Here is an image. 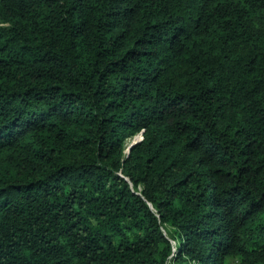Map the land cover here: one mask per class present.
<instances>
[{
  "label": "trees",
  "instance_id": "1",
  "mask_svg": "<svg viewBox=\"0 0 264 264\" xmlns=\"http://www.w3.org/2000/svg\"><path fill=\"white\" fill-rule=\"evenodd\" d=\"M231 261L264 264V0H0V264Z\"/></svg>",
  "mask_w": 264,
  "mask_h": 264
},
{
  "label": "rangeland",
  "instance_id": "2",
  "mask_svg": "<svg viewBox=\"0 0 264 264\" xmlns=\"http://www.w3.org/2000/svg\"><path fill=\"white\" fill-rule=\"evenodd\" d=\"M140 139H141V136H138V137H136L135 139H131V140H129L128 143H130V142L132 143L134 140L138 141V140H140ZM131 143H130V144H131ZM128 148H129V146H128ZM128 148H127V150H128ZM169 231H170V230H168V229H165V230H164L165 234H166L167 236L170 237V234L168 233ZM230 264H237V262H235V261H231Z\"/></svg>",
  "mask_w": 264,
  "mask_h": 264
},
{
  "label": "water",
  "instance_id": "3",
  "mask_svg": "<svg viewBox=\"0 0 264 264\" xmlns=\"http://www.w3.org/2000/svg\"><path fill=\"white\" fill-rule=\"evenodd\" d=\"M135 143H136V140H134V141L131 143V145L129 146L127 152H129V151L131 150V148L134 146Z\"/></svg>",
  "mask_w": 264,
  "mask_h": 264
}]
</instances>
